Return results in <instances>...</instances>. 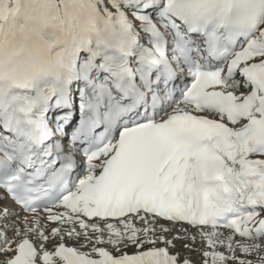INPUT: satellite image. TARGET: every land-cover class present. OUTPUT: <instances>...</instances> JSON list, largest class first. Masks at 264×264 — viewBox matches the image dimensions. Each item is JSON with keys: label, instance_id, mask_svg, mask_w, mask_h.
I'll use <instances>...</instances> for the list:
<instances>
[{"label": "snow or ice", "instance_id": "obj_1", "mask_svg": "<svg viewBox=\"0 0 264 264\" xmlns=\"http://www.w3.org/2000/svg\"><path fill=\"white\" fill-rule=\"evenodd\" d=\"M264 264V0H0V264Z\"/></svg>", "mask_w": 264, "mask_h": 264}, {"label": "rangeland", "instance_id": "obj_2", "mask_svg": "<svg viewBox=\"0 0 264 264\" xmlns=\"http://www.w3.org/2000/svg\"><path fill=\"white\" fill-rule=\"evenodd\" d=\"M177 251L181 253V258L183 259L184 257H188L193 261V264H198L199 261V254L196 252H188L186 249L183 247L178 246Z\"/></svg>", "mask_w": 264, "mask_h": 264}]
</instances>
